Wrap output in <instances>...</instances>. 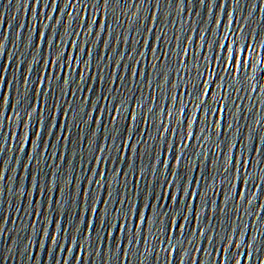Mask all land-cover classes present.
I'll list each match as a JSON object with an SVG mask.
<instances>
[{
	"label": "snow or ice",
	"instance_id": "1",
	"mask_svg": "<svg viewBox=\"0 0 264 264\" xmlns=\"http://www.w3.org/2000/svg\"><path fill=\"white\" fill-rule=\"evenodd\" d=\"M104 2L107 3V0H104ZM237 2H238V0H237ZM40 36H41V39H44V40L47 42V37H45V36L43 35V33H41ZM88 55L90 56V55H91V52H88ZM42 59H43V57H42ZM73 59H75V57H74ZM54 63H55V62H53V61H51V60H48V61H47V64H48L49 66L54 65ZM65 67H67V65H65ZM0 79H3V77H0ZM81 79H83V77H81ZM24 82H25V84L28 83L27 80H25ZM65 83L67 84L68 82L65 81ZM0 102H2L3 104H5V105L8 106L9 99H8L7 97L3 96L2 101H0ZM29 107H31V105L25 106L23 110H24V115H27V116L29 117V119H31V113L28 111V108H29ZM12 111L15 112V113L20 117V111H19L18 109H16L13 105H12ZM116 111L118 112V111H120V109L117 108ZM2 115H3V113L0 112V116H2ZM4 119H5V117H4ZM7 119H9V118H7ZM133 119H135L134 116H133ZM57 127H59L58 124H57ZM165 131H168V129L165 128ZM188 137H189V139H191V137H192V133H191V132L188 133ZM29 140H30V136L28 137V142H29ZM31 143H32V141L30 140V144H31ZM33 146L35 147V145H33ZM125 147H130V145H126ZM32 159H35V157H33ZM96 159H97V160H101L102 158H101V157H98V158H96ZM174 159H176V161L179 163L180 160H181L182 158L179 157V156H174ZM160 162H161L162 164H164V166H165L166 168H168L169 171H171V165H170V164H168L166 161H163V160L160 161ZM248 163H249V162H248ZM153 172H154V173L158 172V169H156L155 167H153ZM171 174L173 175V177L176 176V173H175V172H172ZM0 178H4V177H3V176H0ZM174 184H175V179H173V180H165V181L163 182V186H166L167 189H168V191H167V195H165L164 193H160V194L158 195V198L162 201V203H161V207H162V208H171V205L168 203L169 200H171V201H173V202H175V203H177V204L180 203L179 196L173 194V185H174ZM37 187L39 188V184H37ZM181 187L183 188V185H181ZM257 187H259V186L257 185ZM82 192H83V190H82ZM184 192H185V194L191 196L192 200L195 201V199H196V195H197V194H195V193H188V192H187V189H184ZM239 195H241L242 197H244L245 194H244V193H240ZM153 196L156 197L157 194L154 192V193H153ZM101 202H102V203H107V202H105V201H101ZM248 203L251 204L252 202L249 200ZM149 207H151V205H149ZM184 207H187V208H189V209H191V210L193 211V207H192L191 204H185ZM91 211H92V213L95 215V214H98L99 209H98V208H92ZM111 211L119 213V212L122 211V209H118V208L113 207V208L111 209ZM137 211H138V210H137ZM161 214H164V213H161ZM37 215L39 216V215H42V214L38 213ZM144 219H145V217L141 216V221H142V222H143ZM184 219H187V217H185ZM198 220H199V218L197 217V221H198ZM33 226H35V225H33ZM88 226H89V228H91L92 230H95L94 225L89 224ZM57 227L59 228L60 226L57 225ZM179 227H181V226H180L179 224H176V223L173 221V229H175V228H179ZM45 232L47 233V229H45ZM200 234H201V235H204V233H203L202 231L200 232ZM51 242H52L53 244H56V239H55L54 237H51ZM233 244H235V241H233ZM40 246H41V247H44V243H43V241H40ZM236 246L239 247L238 245H236ZM60 247H61V245H60ZM165 251H167V250H165ZM226 251H227V249H222V252H226ZM174 252H175V249H173V253H174ZM49 254H50V253H49ZM243 257H244V258H252V245H251V244H249L248 252H247V256H245V254L243 253ZM237 264H241V262L238 261ZM259 264H264V260H260Z\"/></svg>",
	"mask_w": 264,
	"mask_h": 264
}]
</instances>
